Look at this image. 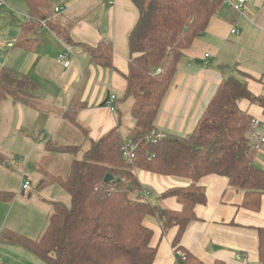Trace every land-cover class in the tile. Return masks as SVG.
Here are the masks:
<instances>
[{
  "label": "crops",
  "instance_id": "1",
  "mask_svg": "<svg viewBox=\"0 0 264 264\" xmlns=\"http://www.w3.org/2000/svg\"><path fill=\"white\" fill-rule=\"evenodd\" d=\"M3 1L10 12L9 16L3 14L8 18L6 32L10 37L0 42V71L23 76L34 88L31 105L9 97L0 103V131H11L13 145L17 141L29 143L28 152L44 142L50 173H55V161L70 163L74 158L72 154L48 152L47 142L85 151L91 142L114 130L122 139L123 134L128 138L134 126L132 101L123 100L122 94L130 57L128 38L139 17L132 0H52L47 21L50 28L40 25L34 34L25 32L22 46H18L19 35L28 16L27 6L23 0ZM56 8L58 14L54 13ZM232 30L237 33L232 34ZM9 42L13 47L6 46ZM104 44L112 48L110 68L92 62L86 50ZM64 51L70 53L68 68L56 62ZM241 73L250 78L246 81L250 92L264 96V0H251L241 13L219 7L206 30L184 51L154 120L156 132L180 138L190 135L221 82L230 75L241 79ZM110 94L116 96L114 112L104 106ZM238 106L264 121L257 105L240 100ZM258 154L264 156V144L254 159L255 166L264 171ZM19 163L24 165V160ZM41 164L35 163L38 183ZM135 176L142 196L166 210L181 211L174 198L160 196L171 189L186 188L190 181L143 171H136ZM196 185L204 191L205 204L194 207L195 220L186 226L179 245L203 264H258L257 229L264 225V197L260 211L253 213L239 208L242 192L229 187L224 177L208 175ZM144 225L153 231L150 245L156 255L152 264H175L172 241L177 228L164 234L153 218L146 219ZM236 253L245 259L235 260Z\"/></svg>",
  "mask_w": 264,
  "mask_h": 264
},
{
  "label": "trees",
  "instance_id": "2",
  "mask_svg": "<svg viewBox=\"0 0 264 264\" xmlns=\"http://www.w3.org/2000/svg\"><path fill=\"white\" fill-rule=\"evenodd\" d=\"M23 1L30 21L20 28L18 46L24 44L27 32H36L41 21L50 28L47 21L52 14V0ZM132 2L139 17L128 38L130 57L122 94L123 100L132 101L134 126L128 134V143L134 147L131 163L125 162V143L114 130L91 142L82 158L72 160L62 174L39 166L42 179L38 186L58 185L69 196V205L49 203L47 226L38 239L30 241L15 235L7 239L23 245L47 264H152L156 249L150 245L153 231L144 225L148 218L155 219L164 234L177 228L172 246L176 259L184 255L181 264H203L179 244L186 226L195 220L194 207L205 204L204 191L196 184L208 175L224 177L229 187L242 192L239 208L260 211L264 171L254 164L258 148L248 137L253 117L241 110L238 102L257 105L264 116V96L250 92L246 74H239L241 79L230 75L221 82L190 135L162 136L154 127L184 51L206 30L221 6L220 0ZM86 50L92 62L111 67L110 45ZM33 88L27 78L11 70L0 71V103L9 97L31 105ZM46 150L74 155L78 148L47 142ZM3 163L0 154V165ZM136 171L190 181L188 187L171 189L160 196L174 198L181 211L166 210L142 196ZM107 175L112 177L111 182H104ZM9 200L10 195L0 194V202ZM257 234L258 264H264V225Z\"/></svg>",
  "mask_w": 264,
  "mask_h": 264
},
{
  "label": "rangeland",
  "instance_id": "3",
  "mask_svg": "<svg viewBox=\"0 0 264 264\" xmlns=\"http://www.w3.org/2000/svg\"><path fill=\"white\" fill-rule=\"evenodd\" d=\"M3 14H10L6 5L0 6V42L10 37L6 32L8 18ZM11 134L6 128L0 131V154L4 157V165H0V194L11 196L8 202H0V264H47L23 245L9 242L7 237L15 235L30 241L38 239L47 226L51 210L49 203L60 202L69 205V196L56 184L38 186L39 176L35 163L42 161L41 166L46 170L47 165L51 167V161H45L44 142H38L41 147L28 152L29 143L17 141L13 145ZM123 135L126 145L128 138ZM85 151L79 149L73 158L80 160ZM258 157L259 165L264 167V156L258 154ZM22 159L24 165L19 163ZM55 163L57 165L52 170L55 174H62L69 162L62 163L57 160ZM24 183H28L29 187L27 191L22 192ZM148 201L156 204L152 199Z\"/></svg>",
  "mask_w": 264,
  "mask_h": 264
},
{
  "label": "built area",
  "instance_id": "4",
  "mask_svg": "<svg viewBox=\"0 0 264 264\" xmlns=\"http://www.w3.org/2000/svg\"><path fill=\"white\" fill-rule=\"evenodd\" d=\"M251 0H220L221 6L228 8L236 13H241L243 12L246 7L248 6V4L250 3ZM0 6H4V1L0 0ZM54 13L58 14L59 13V9H54ZM26 22L30 21V18L27 16L25 18ZM42 27H46V22L45 21H41L39 23ZM232 34H236V30H232L231 31ZM6 46L8 48L13 47V42H9L6 44ZM207 57V55L205 56ZM70 58V53L67 51H64L62 53H60L57 58H56V62L63 66L64 68H68L69 67V59ZM104 106L110 111V112H114L116 110V96L114 94H110L108 95V97L106 98V100L104 101ZM248 137L251 141V143L256 147L259 148L264 144V121L257 119V118H253V120L251 121V128L250 131L248 133ZM134 147L129 145V143H127L126 145L123 146L122 148V156L125 160L126 163L130 164L131 163V159H132V153H133ZM29 187L28 183H24L22 185V190H27ZM235 260L237 261H243L245 259L244 255L240 254V253H236L234 255ZM184 261V255H182V259H176V263L175 264H181V262Z\"/></svg>",
  "mask_w": 264,
  "mask_h": 264
},
{
  "label": "water",
  "instance_id": "5",
  "mask_svg": "<svg viewBox=\"0 0 264 264\" xmlns=\"http://www.w3.org/2000/svg\"><path fill=\"white\" fill-rule=\"evenodd\" d=\"M111 181H112V177L111 176H109V175L105 176L104 182H111Z\"/></svg>",
  "mask_w": 264,
  "mask_h": 264
}]
</instances>
